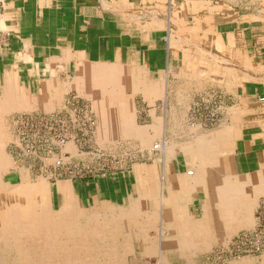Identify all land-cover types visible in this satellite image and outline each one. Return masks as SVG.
<instances>
[{
	"label": "crops",
	"instance_id": "crops-1",
	"mask_svg": "<svg viewBox=\"0 0 264 264\" xmlns=\"http://www.w3.org/2000/svg\"><path fill=\"white\" fill-rule=\"evenodd\" d=\"M0 37L1 134L15 113L64 107L102 75L144 78L126 90L145 97L148 124L165 125L160 141L167 125H209L187 142L184 130L171 135L175 161L158 183L167 240L208 251L246 215L248 188L264 196V0H0ZM202 92L222 100L198 102ZM152 178L71 181L70 190L80 205H119L138 185L153 194Z\"/></svg>",
	"mask_w": 264,
	"mask_h": 264
},
{
	"label": "rangeland",
	"instance_id": "rangeland-1",
	"mask_svg": "<svg viewBox=\"0 0 264 264\" xmlns=\"http://www.w3.org/2000/svg\"><path fill=\"white\" fill-rule=\"evenodd\" d=\"M250 1L254 2V0ZM248 14H252V10H249ZM102 69L104 68L97 70ZM131 77L117 75L115 80H122L121 83L114 88L115 90H113L112 94L107 96L106 93H111V91H107L106 93H102L106 97L99 95L100 98L105 97L104 100L95 99V96H92V94L96 95L95 90V92H90V94L80 95V93L71 92L67 95L68 101L77 99L79 104L85 107L83 111L88 118L87 125L79 123L76 120L79 117H73L75 122L66 124L69 130L75 134V139H51L48 132L53 130H49L47 124L37 123V119H34L33 115L38 114V112L43 111L47 113L61 108H35L15 113L5 124L8 135L4 143L6 145L5 153L8 154L12 163L2 173L1 181L4 186L6 184H9V186L16 185L21 182L20 179L23 174L29 176L30 180L32 178L31 181H36V179L41 181L49 187V210L51 213H56L59 210L56 187L58 181L62 180L70 188L71 181L74 183H93L99 179H117L123 176L134 175L136 183H138V181H141L143 175H152L153 194L146 191L145 193L151 194V198L149 200L146 198L142 203L138 200H142V197L145 195L143 190L141 191L143 187L141 188L139 185L135 188L133 197L125 203H119V205H98L92 202L88 205H80L76 202L71 190L70 194L75 211L73 216L79 222L78 227L87 228V223L85 224L82 219L97 216L105 224L116 225V228H107L108 230H106L105 234L108 233L107 235H109L112 232L113 234H119L118 239L120 242L123 240L127 241L133 237V229L137 231L136 237L138 239L141 238V241L140 243H133V245L127 243L126 246L128 248L133 246V251H123L120 253L121 260L125 264H158V258L154 253L151 255L143 254L141 247L144 244L141 242L144 234L145 238H147L146 241L150 240L151 243H160L161 238H166L161 234L163 227L161 218L165 213L161 212V194L157 185L162 165L166 162L171 163L175 159V156L169 153L173 145L176 144V140L172 139L171 135L176 131L184 130V132L179 133V137H187L186 139L190 141L202 131V127L209 125L206 123L167 125L168 140H166V146L162 151L159 147L161 145V134L165 125H150L146 122L144 115L145 104H143L145 97L143 98L141 96L142 93L139 91L126 90V88L134 89L133 78L131 79ZM98 78L101 79V77H97L96 80H99ZM142 79L144 78L141 77L140 83L143 84L144 81ZM86 84L89 87L97 85V83L93 84L92 82H86ZM221 94L222 92H202L197 94L198 96L195 100L197 99L198 102L206 100L218 102L220 99L222 100ZM202 105L200 106L202 107ZM204 110L206 111L207 109ZM109 113L112 116H108ZM76 115L79 116L78 113ZM55 126L57 129L59 127L60 130L63 124L57 123ZM80 128L84 129L83 134L85 136L82 135L80 137V133H82L79 131ZM153 144L158 145V149H153ZM4 198L5 196L0 193V211L5 203ZM263 199L264 196L258 197L251 210L250 220H252L253 226L238 228L229 234L225 240L217 242L215 247L208 251L189 252L188 250L192 245L190 243H181L180 247H187L184 248L187 252H184V255L181 252L175 251L164 252L167 258L166 264H264V244L261 243V239L264 242V238L257 236L261 225L256 221L259 215L258 206ZM6 221L5 218L3 219L0 216V264H19L23 258H19L20 256H18L15 250L17 246H14V242L19 238L15 234L17 231L16 225L18 224H10L13 227L7 230L6 227H9V224ZM88 228L91 229V227ZM77 229L79 230L80 228ZM84 229L82 230L84 231ZM163 230L165 231V229ZM90 231L87 232L89 233ZM90 237L96 240L95 236ZM107 237L106 235L102 238L100 237L99 241L103 240L105 242ZM169 238L171 237L169 236ZM173 238L176 237L174 236ZM185 238L180 237L177 240L183 241ZM256 245H259V247ZM111 246V242L109 244L99 243V247L102 249Z\"/></svg>",
	"mask_w": 264,
	"mask_h": 264
},
{
	"label": "bare ground",
	"instance_id": "bare-ground-1",
	"mask_svg": "<svg viewBox=\"0 0 264 264\" xmlns=\"http://www.w3.org/2000/svg\"><path fill=\"white\" fill-rule=\"evenodd\" d=\"M106 72L107 71L105 70L101 71V73H106ZM102 76L103 78L101 79L98 78L99 80H96L97 76L94 77L90 76L91 77L89 78L90 80L87 79L89 82H92L93 84L97 83L96 86L89 87L90 89L89 92L92 93L95 90L96 95L92 94V96H95V99L97 98L100 100L101 99L104 100V98L102 97L100 98L99 95L108 96L112 94L114 92L113 90H115L114 88H116V86L119 84V82L115 80L116 77L110 75L109 76L102 75ZM140 79H141L140 76H136L134 79L135 81L133 83L136 85L139 84L141 82ZM107 91H111V93L107 94L106 93ZM102 93H106V95ZM0 114H4V113L1 112ZM7 138H8L7 133H3V134L0 133V193H2L3 196H5L4 198L5 203L3 204V208L0 211V216L3 219L5 218L7 220L6 223L9 224V227H6L7 230L13 227L10 224L12 223L18 224L16 225L17 228L15 226V228L17 229L15 234H17L16 236L19 238H17V241L14 242L15 243L14 246H17L15 247V250L18 253V256H20L19 258L21 257L23 258L22 262L21 263L18 262V263L19 264H125L120 258L121 256L120 253H122L123 251H129V252L133 251V246L131 248H128L126 246L127 243L130 245H133V243H138V242L140 243L141 238L138 239L136 237L137 231H134L132 229V234L134 233L133 234L134 236L127 241L123 240L120 242L118 239L119 234L117 233L113 234V232L109 235H107L108 233L105 234V232H107L106 230H108L107 228H111V229L116 228V225L112 226L110 224H105L104 221L98 218L97 216H93L92 218L86 217V219H82V221H84L85 224L87 223L86 224L88 225L87 228L84 229L81 226L78 227L79 222L77 221V218L73 216L75 214V211L73 208L74 205L71 202L69 185L63 182L62 180L57 182V188L59 191V210H57L56 213H51L49 210V196H50L49 187L46 184L42 183L41 181H38L37 179H36L37 182L31 181L32 178L30 180L28 178L29 176L23 174L21 176L22 178L20 179L21 182L16 185L13 184L12 186H9V184H6V186H4L2 184L1 175L5 171L6 166L8 167V165L12 163L10 161L11 159L8 157V154L4 152V143ZM165 146H166V139H163L161 141V145L159 149L161 148L163 151ZM153 149H158V145L153 144ZM188 173H191V171H188ZM141 184L142 183H140V185ZM260 192H261L260 189L248 188V190L244 195L246 198V201L244 200L246 203L245 205L246 215L243 214V217L240 219V223L237 225L235 229L232 230V232L237 230V228H242V227L247 228V226L252 225L253 222L251 223L252 220H250L251 210L254 206L255 201H257V195ZM227 201L229 200H226V202ZM256 221L258 222L257 218ZM168 224L170 223L168 222ZM88 227H91V229H89ZM77 228L80 229L78 230ZM82 229H84V231ZM89 230L91 231L88 233L87 231ZM105 235L108 236L105 242L103 240L99 241L100 237L102 238ZM90 236H95L96 240L91 239ZM143 237L144 238L142 239L141 242L144 244L141 247L143 249V254L151 255L152 253H154L155 256L158 258L157 260L159 261L158 264L167 263V258L164 255L165 254L164 252L175 251V252H181L182 254L184 252H187L184 249L186 247H180L177 245L178 243L176 242L175 238H172L173 236L168 240L166 238L164 239L161 238L160 243H155V242L151 243L150 240L146 241L147 238H145V234ZM110 242L112 243V246L109 248L102 249L101 247H99V243L109 244ZM188 251L190 252V248Z\"/></svg>",
	"mask_w": 264,
	"mask_h": 264
},
{
	"label": "built area",
	"instance_id": "built-area-1",
	"mask_svg": "<svg viewBox=\"0 0 264 264\" xmlns=\"http://www.w3.org/2000/svg\"><path fill=\"white\" fill-rule=\"evenodd\" d=\"M0 40H1V37H0ZM60 108L61 109H56L54 111H49L47 113L43 111L38 112V114H35L36 116L33 115L34 119H37V123L47 124L49 130L51 129L53 130L51 132L50 131L48 132V134L51 136L50 137L51 139H54V140L55 139H61V140L75 139L76 138L75 134L71 130H69L66 124L69 122H75L74 118L79 117L76 120L79 123H83L87 125L88 118L86 117V114L83 111L85 110V107L79 104V101L76 99V100L68 101L64 107H60ZM77 109H79V111H77ZM77 113L79 116L76 115ZM57 123L63 124V126L60 127V130H59V127L57 129L55 126V124ZM79 131L82 132L80 133V137H82V135L85 136V134H83L84 133L83 128H80ZM258 214L259 215L257 219H258V223L261 225V229H259L257 236L260 238L262 237L264 238V199L260 202L258 206ZM261 243L264 244L262 239H261ZM256 246L259 247V245H256Z\"/></svg>",
	"mask_w": 264,
	"mask_h": 264
}]
</instances>
